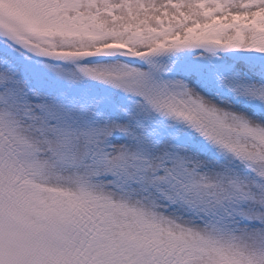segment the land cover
<instances>
[{"label":"snow or ice","instance_id":"6c2138e0","mask_svg":"<svg viewBox=\"0 0 264 264\" xmlns=\"http://www.w3.org/2000/svg\"><path fill=\"white\" fill-rule=\"evenodd\" d=\"M0 264H264V0H0Z\"/></svg>","mask_w":264,"mask_h":264}]
</instances>
